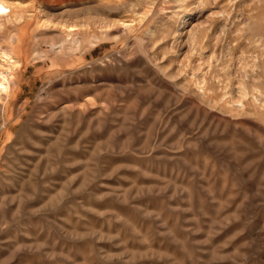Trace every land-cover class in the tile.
Here are the masks:
<instances>
[{"label":"rangeland","instance_id":"rangeland-1","mask_svg":"<svg viewBox=\"0 0 264 264\" xmlns=\"http://www.w3.org/2000/svg\"><path fill=\"white\" fill-rule=\"evenodd\" d=\"M0 4V264H264V0Z\"/></svg>","mask_w":264,"mask_h":264},{"label":"bare ground","instance_id":"bare-ground-1","mask_svg":"<svg viewBox=\"0 0 264 264\" xmlns=\"http://www.w3.org/2000/svg\"><path fill=\"white\" fill-rule=\"evenodd\" d=\"M2 4V3H1ZM0 4V16L4 13V8L3 6ZM103 19V18H102ZM72 30V29H71ZM66 33V32H65ZM68 34V33H67ZM69 35V34H68ZM76 36V35H75ZM71 38V37H70ZM73 38V37H72ZM78 40V39H77ZM149 40V39H148ZM146 44V43H145ZM73 46V45H72ZM213 46V45H212ZM130 48V47H128ZM22 49V47L20 48ZM68 49V48H67ZM2 52V51H1ZM213 52V51H211ZM127 53V52H126ZM214 55V54H213ZM9 56V55H8ZM7 55H0V69H10L12 67L18 66L19 68V63L18 61L14 60L13 58L8 57ZM190 59V58H189ZM190 62V61H189ZM13 69V68H12ZM205 69V68H204ZM186 70V69H185ZM6 74V73H5ZM254 74V73H253ZM9 76V75H8ZM255 77V76H254ZM182 82V81H181ZM184 84V83H183ZM8 85H9V80L7 79V77H5V75H3L0 71V94L1 93H6L8 91ZM243 95V97H245V91L243 88H241L240 91ZM199 96V95H198ZM260 96V95H259ZM257 97V96H256ZM201 98V97H200ZM253 101V100H252ZM91 102V101H90ZM257 102V101H256ZM214 104V103H213ZM239 109V108H238Z\"/></svg>","mask_w":264,"mask_h":264}]
</instances>
